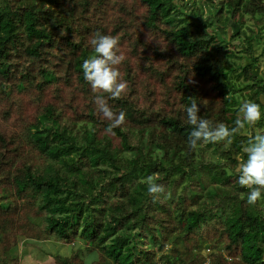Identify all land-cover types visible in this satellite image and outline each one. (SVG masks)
<instances>
[{"label": "trees", "instance_id": "trees-1", "mask_svg": "<svg viewBox=\"0 0 264 264\" xmlns=\"http://www.w3.org/2000/svg\"><path fill=\"white\" fill-rule=\"evenodd\" d=\"M192 1L183 11L184 0H0V118L20 122L10 136L0 128V264H21L20 245L46 240L83 242L53 254L59 264H264V196L249 206L236 183L247 136L192 150L184 111L195 99L202 118L231 128L251 100L264 128V77L232 59L254 54L244 16L262 17L264 0ZM96 33L128 41L136 57L119 65V99L84 79ZM96 95L126 114L113 133ZM26 97L39 106L28 122ZM154 174L170 199L147 193ZM23 200L35 211L19 233Z\"/></svg>", "mask_w": 264, "mask_h": 264}, {"label": "clouds", "instance_id": "clouds-1", "mask_svg": "<svg viewBox=\"0 0 264 264\" xmlns=\"http://www.w3.org/2000/svg\"><path fill=\"white\" fill-rule=\"evenodd\" d=\"M96 55L85 59L81 65L84 79L90 84L94 93H105L111 99H119L126 93L128 84L121 77L119 65L125 56L119 49V41L112 35L96 33L90 40ZM193 82L194 81H190ZM94 103L103 118L107 120V133H113L126 119L123 111L114 112L108 105L104 95H96ZM187 123L191 126L188 136V145L196 150L199 144H216L223 142L231 145L238 134L247 136V143L242 145L241 154L235 157L238 161V183L242 188L249 189L246 203L256 206L264 196V128L256 125L262 118L261 105L251 100L240 103L234 126L229 128L224 123H215L202 118L198 113L200 108L195 99L184 109ZM159 175L154 174L146 179L147 193L157 200L161 195L170 199L171 193H166L165 186L157 183ZM167 247V246H166Z\"/></svg>", "mask_w": 264, "mask_h": 264}, {"label": "rangeland", "instance_id": "rangeland-1", "mask_svg": "<svg viewBox=\"0 0 264 264\" xmlns=\"http://www.w3.org/2000/svg\"><path fill=\"white\" fill-rule=\"evenodd\" d=\"M190 1L188 2V0H184V2L182 3V5L184 6V10L183 11H188L187 9H190L192 4L190 5ZM196 1V0H193ZM192 1V3H193ZM198 3H200V0H197ZM181 5V6H182ZM115 6V5H114ZM113 6V7H114ZM116 7V6H115ZM117 8V7H116ZM117 10V9H116ZM206 12H208L206 10ZM223 12V11H222ZM200 16V15H199ZM206 18L209 17V13H206L204 15ZM245 18V25L243 26V29L247 30L248 26H251L252 28H254L256 30V35H255V42L254 44L256 46H254V54L253 55H249L247 53H240V56L238 57H234L232 58L234 61H236L237 63H240L241 65H245V64H252L254 63V69L256 74L259 76L260 79H263L264 77V29L262 28V25L264 24V14L261 17L260 14H258V16H244ZM209 19V18H208ZM231 28L228 27V38H231L233 36L232 33V27L233 25L236 26V32L239 31V27L235 22H231ZM213 25H217V22L215 21ZM113 27V26H112ZM210 31H212V26L209 28ZM249 33L250 31L247 30ZM144 37L147 40H153L152 36L149 34L148 31H146L144 33ZM154 39H157L156 37ZM161 39V38H159ZM158 40V39H157ZM153 42H157V41H153ZM234 43H238L240 44L238 41H233ZM157 43L163 44L164 40L161 39L159 40ZM120 52H122L124 54L125 57H130L132 60L134 58H136L130 51V43L128 41H125L122 45H120L119 47ZM147 53H150L151 50H147ZM152 53V52H151ZM251 56H253L254 58L252 59ZM137 60V59H136ZM140 72L141 76H144V73ZM232 78H235L234 74H231ZM157 80H154V82H156ZM248 92V90H247ZM246 92V94H247ZM264 97V96H263ZM50 96L46 97V99H49ZM247 99H249V96H247ZM24 104H25V113L24 116L26 118V121H31L35 118L36 113L39 110V106H37L34 103H31L30 99L28 97H26L24 99ZM3 108H5V103L3 104ZM0 128L3 129V131H5V133L7 135H12L14 134L13 132L20 129V122H18V114L17 113H12L11 118H9L8 120H6V118L1 117L0 118ZM85 129V127H83ZM213 148V147H211ZM217 155H215L213 152L208 154V158H216ZM83 160H87L86 156L82 157ZM35 209L32 208V206L28 205L27 201H21V205H20V210H19V214H17V216L15 217L14 223H15V227L17 232L19 233H23L25 232L26 228L25 225L23 224V220H21V218L24 216L28 217V215L34 213ZM82 245L83 242H75L74 244H67V243H61V242H57V241H53V240H46L43 243H36V242H30V246L27 247H23L22 245H20L19 249H20V257L18 259L17 262H20V258L21 259V264H26V262H28L29 264H59L57 261H55L53 254L55 253H59L62 255H71V253L73 252V250H75L78 245ZM208 252V249L205 251V253ZM89 257V256H88ZM88 257L86 258L87 263L89 264L90 262H88ZM85 260V261H86Z\"/></svg>", "mask_w": 264, "mask_h": 264}]
</instances>
